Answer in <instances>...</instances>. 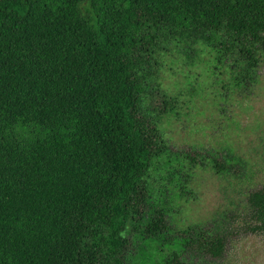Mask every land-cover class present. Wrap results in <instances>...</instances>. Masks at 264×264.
I'll return each instance as SVG.
<instances>
[{"label": "trees", "instance_id": "obj_1", "mask_svg": "<svg viewBox=\"0 0 264 264\" xmlns=\"http://www.w3.org/2000/svg\"><path fill=\"white\" fill-rule=\"evenodd\" d=\"M198 42L239 55L248 78L264 55V0H0V264H131L137 236L160 239L153 164L204 157L162 139L172 98L153 84L156 54ZM247 203V228L264 235V185ZM229 245L192 229L167 264L219 261Z\"/></svg>", "mask_w": 264, "mask_h": 264}, {"label": "rangeland", "instance_id": "obj_2", "mask_svg": "<svg viewBox=\"0 0 264 264\" xmlns=\"http://www.w3.org/2000/svg\"><path fill=\"white\" fill-rule=\"evenodd\" d=\"M244 67L239 55L221 56L202 42L165 44L156 54L153 84L172 98L171 110L158 121L162 139L177 150L203 153L204 163L183 156L170 165L166 157L155 161L147 176L149 216L163 212L169 228L160 239L137 236L131 264H167L187 231L208 228L229 237L225 258H184L187 264H264V235L247 228V197L264 185V55L246 79ZM151 102L161 108L157 96ZM214 157L242 170L218 172Z\"/></svg>", "mask_w": 264, "mask_h": 264}]
</instances>
